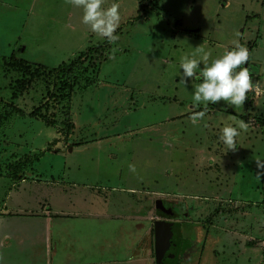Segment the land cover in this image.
<instances>
[{
    "label": "rangeland",
    "instance_id": "374dc122",
    "mask_svg": "<svg viewBox=\"0 0 264 264\" xmlns=\"http://www.w3.org/2000/svg\"><path fill=\"white\" fill-rule=\"evenodd\" d=\"M113 2L121 23L119 39L109 43L67 0H0V199L5 183L33 176L60 181L63 192L53 185L47 202L73 208L79 195L108 190L110 175L117 187H147L143 201L151 213L156 198L184 202V218H177L183 236L170 238L181 248L177 264H264V0H105L103 6ZM236 44L248 49L247 69L256 79L244 103L193 107L199 81L180 79L181 55L200 46L211 60ZM12 56L46 68L77 57L83 76L57 102L47 71L21 75ZM196 111L205 114L193 125ZM236 121L247 127L227 149L220 129ZM110 193L114 201L97 195L81 207L125 215L137 209L116 202L118 190ZM117 224L133 229L130 220Z\"/></svg>",
    "mask_w": 264,
    "mask_h": 264
},
{
    "label": "crops",
    "instance_id": "0c3cea01",
    "mask_svg": "<svg viewBox=\"0 0 264 264\" xmlns=\"http://www.w3.org/2000/svg\"><path fill=\"white\" fill-rule=\"evenodd\" d=\"M105 178L108 190L96 192L100 200L112 201L110 192L118 190L116 202L136 204L139 208L130 209L125 215L108 208L81 207L95 201L92 198L98 196L93 191L89 197L79 195L77 199L81 198V202L73 208L69 204L58 206L64 204L62 200L50 206L47 201L52 196V186L57 185L60 193L63 192V184L57 183L60 181L23 176L5 183L0 199V264H177L175 258L176 255L179 258L181 248L178 243L172 244L170 238L183 236L182 224L158 214L155 210L158 198L153 201L154 213L149 211L143 201L150 197L147 187L145 190L134 188L136 185L117 187L112 185L117 177L106 175ZM33 202L37 207H33ZM120 219L130 220L133 229H120L117 224ZM159 219L170 223L165 230L164 253L156 261L154 224Z\"/></svg>",
    "mask_w": 264,
    "mask_h": 264
},
{
    "label": "clouds",
    "instance_id": "9594fccd",
    "mask_svg": "<svg viewBox=\"0 0 264 264\" xmlns=\"http://www.w3.org/2000/svg\"><path fill=\"white\" fill-rule=\"evenodd\" d=\"M71 5L82 9L81 22L88 26L92 33L112 43L119 39L116 29L121 23V12L118 3L113 2L104 7L105 0H67ZM210 51L196 46L194 52L181 55L179 58L180 79L185 83L198 80L193 85L191 99L193 107L210 104L215 105L223 101L222 107L235 108L244 103L246 93L252 88V80L246 64L249 59L248 49L236 44L234 48L226 49L222 55L210 58ZM237 69H239L237 71ZM203 111H196L190 115V122L196 125L204 117ZM247 125L243 121H236L235 126L225 124L220 129L219 140L227 149L236 145L235 138ZM130 171L135 172V166L128 165Z\"/></svg>",
    "mask_w": 264,
    "mask_h": 264
},
{
    "label": "trees",
    "instance_id": "16d2710c",
    "mask_svg": "<svg viewBox=\"0 0 264 264\" xmlns=\"http://www.w3.org/2000/svg\"><path fill=\"white\" fill-rule=\"evenodd\" d=\"M11 63L15 70L18 69L20 71L21 75L23 73H28L31 74L30 77L33 78V75H37L40 72V68L44 69L43 71H47L46 75L48 78H51L52 80V87H55L54 89L58 90V94L51 93V97L54 101H59V100H65L67 97L70 96L72 88L74 84L81 79L83 76V72H78L77 68V57L72 58L70 62H65L62 63L54 68H46L40 64H29L25 62L24 60L20 59H15L14 56L11 57ZM27 66L28 70H24L25 67ZM242 67H248L247 63L244 65H241ZM34 68V70H33ZM31 69V70H29ZM23 70L25 72H23ZM85 72V68H84ZM35 73V74H34ZM23 81V78H22ZM25 82V81H23ZM21 83V82H19ZM29 83V82H28ZM253 84V83H252ZM165 204L170 205L171 211L167 212L164 211L160 214L162 217H167V218H184L185 214V205L184 202L182 201H172V200H165L164 201V207ZM158 264V263H157Z\"/></svg>",
    "mask_w": 264,
    "mask_h": 264
},
{
    "label": "water",
    "instance_id": "95a60500",
    "mask_svg": "<svg viewBox=\"0 0 264 264\" xmlns=\"http://www.w3.org/2000/svg\"><path fill=\"white\" fill-rule=\"evenodd\" d=\"M252 82H255V79ZM155 210L158 213L164 212V200L160 198L155 200ZM169 223L167 220L159 219L154 224V256L156 261H159L164 253L165 230Z\"/></svg>",
    "mask_w": 264,
    "mask_h": 264
},
{
    "label": "flooded vegetation",
    "instance_id": "af4514ba",
    "mask_svg": "<svg viewBox=\"0 0 264 264\" xmlns=\"http://www.w3.org/2000/svg\"><path fill=\"white\" fill-rule=\"evenodd\" d=\"M168 208H169V211H168ZM164 211L170 212L171 211L170 205L165 204Z\"/></svg>",
    "mask_w": 264,
    "mask_h": 264
},
{
    "label": "bare ground",
    "instance_id": "6f19581e",
    "mask_svg": "<svg viewBox=\"0 0 264 264\" xmlns=\"http://www.w3.org/2000/svg\"><path fill=\"white\" fill-rule=\"evenodd\" d=\"M178 240V239H177ZM175 244V243H174Z\"/></svg>",
    "mask_w": 264,
    "mask_h": 264
}]
</instances>
